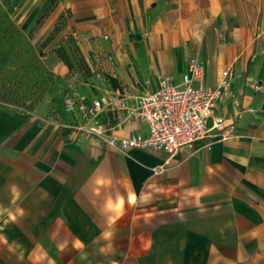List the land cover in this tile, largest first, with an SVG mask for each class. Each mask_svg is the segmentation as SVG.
Here are the masks:
<instances>
[{"label": "crops", "instance_id": "crops-1", "mask_svg": "<svg viewBox=\"0 0 264 264\" xmlns=\"http://www.w3.org/2000/svg\"><path fill=\"white\" fill-rule=\"evenodd\" d=\"M15 14L23 31L47 39L43 58L54 75L73 77L69 38L101 72L75 98L119 94L132 105L161 74L179 84L192 57L204 61L195 86L216 85L229 68L230 93L214 114L234 131L168 159L137 148L123 155L97 137L70 138L60 124L73 114L55 119L44 102L0 103V235L8 241L0 264H264V0H16ZM105 52L114 61L97 66ZM116 114L105 108L100 118ZM137 132L147 125L135 119L109 131ZM205 186L201 213L188 191ZM117 192L138 201L109 225L104 203Z\"/></svg>", "mask_w": 264, "mask_h": 264}, {"label": "built area", "instance_id": "built-area-1", "mask_svg": "<svg viewBox=\"0 0 264 264\" xmlns=\"http://www.w3.org/2000/svg\"><path fill=\"white\" fill-rule=\"evenodd\" d=\"M113 61V55L105 52L96 64L103 67ZM203 68L204 61L192 57L189 69L183 73L179 84H175L169 75H159L158 85L141 93L134 106L119 94L65 98L63 111L73 114L74 120L60 125L66 129L70 138L97 137L122 153L137 148L153 153L163 152L167 154V159L183 149H193L200 140L204 141L205 146L212 142L211 137L226 140L234 131V123H227L223 117L214 114V109L230 93V69L222 71L214 86H195L193 80L202 77ZM94 71V76L101 78V72ZM234 106L240 108L237 99L234 100ZM105 108L117 113L115 121L100 118ZM237 112L239 114L240 110ZM209 118L211 124L208 126ZM130 119L145 123L147 133L137 132L123 137L109 133Z\"/></svg>", "mask_w": 264, "mask_h": 264}, {"label": "rangeland", "instance_id": "rangeland-1", "mask_svg": "<svg viewBox=\"0 0 264 264\" xmlns=\"http://www.w3.org/2000/svg\"><path fill=\"white\" fill-rule=\"evenodd\" d=\"M15 6L16 0H0V103L32 107L44 102L46 111L59 119L64 114L65 98L75 97L83 82L95 84L91 77L95 71L83 59L75 39L69 38L68 47L74 57L69 70L73 77L54 75L43 58L47 39L36 41L31 32L20 28Z\"/></svg>", "mask_w": 264, "mask_h": 264}, {"label": "clouds", "instance_id": "clouds-1", "mask_svg": "<svg viewBox=\"0 0 264 264\" xmlns=\"http://www.w3.org/2000/svg\"><path fill=\"white\" fill-rule=\"evenodd\" d=\"M108 183L110 184L111 181H108ZM96 184L100 185V186H103L105 184V180L104 179H97L96 180ZM11 191L13 193H16V195L18 197L19 193H18V190H17L15 185L12 186ZM210 192H211V188L208 187V186L203 187L199 191H192V190L188 191V195L195 196L196 205L198 207V210L201 213L206 211V209L200 204V198L202 196H204V195L210 194ZM137 201H138V198H137L136 194L133 193V192H129L127 194V199L126 200H125V197L123 195H121L119 192H117V194L115 195V198H112L111 196H109L107 198V200L105 201V203H104L105 210L108 213H110V215L108 216V224L109 225L114 224L116 222V220H118L119 218H121L124 215V213H125V204L126 203H127L128 206H136ZM140 202L144 203V202H146V199H142ZM22 214H23V211L20 210V215H22ZM9 220L12 221V222H15L16 216L11 214V213H9ZM7 222L8 221H6L5 223H7ZM101 236H102V238L105 241H111L113 239L114 233L112 231L105 230V231H103L101 233ZM0 243L7 244L8 243L7 238L5 236L0 235ZM66 246H67V242H65L63 244H60L58 246V250L63 252V251H65ZM73 247L76 248V249H80V248H83L84 245H83V242L81 240L75 239L73 241ZM109 247H110V245H109ZM11 250L12 249L9 248V251H11ZM101 251H105V249L102 248ZM44 255L45 254L42 252L40 257H37V259L43 258ZM48 264H55V261L54 260H49Z\"/></svg>", "mask_w": 264, "mask_h": 264}, {"label": "water", "instance_id": "water-1", "mask_svg": "<svg viewBox=\"0 0 264 264\" xmlns=\"http://www.w3.org/2000/svg\"><path fill=\"white\" fill-rule=\"evenodd\" d=\"M211 124V119L209 118L208 120H207V125L209 126Z\"/></svg>", "mask_w": 264, "mask_h": 264}, {"label": "trees", "instance_id": "trees-1", "mask_svg": "<svg viewBox=\"0 0 264 264\" xmlns=\"http://www.w3.org/2000/svg\"><path fill=\"white\" fill-rule=\"evenodd\" d=\"M71 63H69V69H70Z\"/></svg>", "mask_w": 264, "mask_h": 264}]
</instances>
